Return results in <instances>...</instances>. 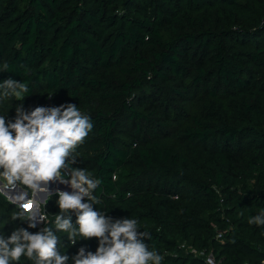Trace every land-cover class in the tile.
<instances>
[{
	"label": "trees",
	"instance_id": "16d2710c",
	"mask_svg": "<svg viewBox=\"0 0 264 264\" xmlns=\"http://www.w3.org/2000/svg\"><path fill=\"white\" fill-rule=\"evenodd\" d=\"M5 62L0 82L29 92L0 100V116L67 103L88 115L72 167L102 181L94 209L136 219L162 264H264V226L248 223L264 210V0H0ZM57 199L42 206L54 231ZM19 210L0 195L5 238L28 227L11 221ZM57 235L68 264L98 247Z\"/></svg>",
	"mask_w": 264,
	"mask_h": 264
},
{
	"label": "clouds",
	"instance_id": "9594fccd",
	"mask_svg": "<svg viewBox=\"0 0 264 264\" xmlns=\"http://www.w3.org/2000/svg\"><path fill=\"white\" fill-rule=\"evenodd\" d=\"M8 69L5 62L0 71ZM28 92L26 82L11 78L0 82V100L15 97L23 101ZM15 111L14 119L0 116V195L20 209L12 213L11 221H26L28 227H17L7 238L0 233V264H19L22 257L32 264H68L70 257L60 253L57 232L67 233L70 245L80 239L98 240L94 253L79 248L71 257L72 264H162L164 257L149 249L144 239H150V233L140 231L136 219H113L94 209L93 205L100 203L94 192L102 181L86 169L72 167L77 163L76 149L94 127L91 118L72 103L37 106L31 111L20 104ZM52 182L71 189L55 192L60 210L55 215V231L47 226L50 221L47 213L39 210V200L35 210L24 205L30 190L31 198L42 196L45 206L53 195ZM248 223L264 226V210ZM39 224L46 226L36 232L28 230ZM206 264H214V256L209 254Z\"/></svg>",
	"mask_w": 264,
	"mask_h": 264
},
{
	"label": "rangeland",
	"instance_id": "374dc122",
	"mask_svg": "<svg viewBox=\"0 0 264 264\" xmlns=\"http://www.w3.org/2000/svg\"><path fill=\"white\" fill-rule=\"evenodd\" d=\"M59 184V185H58ZM21 187H23V186H21ZM50 191L52 192L53 190H55V189H60V190H66V191H71V189H70V187H68V186H66V185H63V184H60V183H58V182H52V183H50ZM28 195H29V199H27V200H25L24 202H26V201H29V200H34V199H32L31 197H32V195L28 192ZM38 197H41V199L39 200V201H42L43 200V198H42V196H38ZM48 200V199H47ZM45 204V203H44ZM44 204H41V212H43L42 211V206L44 205ZM28 210L29 211H31L29 208H28ZM39 225H41V224H39Z\"/></svg>",
	"mask_w": 264,
	"mask_h": 264
},
{
	"label": "built area",
	"instance_id": "2783aa9c",
	"mask_svg": "<svg viewBox=\"0 0 264 264\" xmlns=\"http://www.w3.org/2000/svg\"><path fill=\"white\" fill-rule=\"evenodd\" d=\"M29 201H32V200H29ZM192 251H193L194 253H196V250L193 249ZM201 253H203V252H201ZM201 253H200V254H201ZM203 254H204V253H203ZM207 258H208V257H207ZM214 264H222V262H221V261H218L217 259L214 258Z\"/></svg>",
	"mask_w": 264,
	"mask_h": 264
},
{
	"label": "water",
	"instance_id": "95a60500",
	"mask_svg": "<svg viewBox=\"0 0 264 264\" xmlns=\"http://www.w3.org/2000/svg\"><path fill=\"white\" fill-rule=\"evenodd\" d=\"M58 185H59V184H58ZM56 190H57V189H55V190L52 191L53 195H55ZM48 198H49V197H48ZM48 198H47V199H48ZM44 203H45V200L43 199V200L41 201V204H44ZM24 205H26V204L24 203ZM28 208H29V207H28ZM28 208H27V210H28ZM38 226H39V225H38Z\"/></svg>",
	"mask_w": 264,
	"mask_h": 264
},
{
	"label": "snow or ice",
	"instance_id": "6c2138e0",
	"mask_svg": "<svg viewBox=\"0 0 264 264\" xmlns=\"http://www.w3.org/2000/svg\"><path fill=\"white\" fill-rule=\"evenodd\" d=\"M25 207H26V208H28V207H29V205H25Z\"/></svg>",
	"mask_w": 264,
	"mask_h": 264
}]
</instances>
